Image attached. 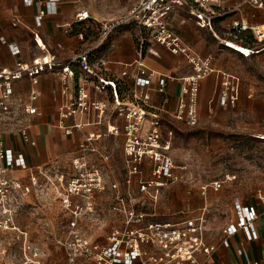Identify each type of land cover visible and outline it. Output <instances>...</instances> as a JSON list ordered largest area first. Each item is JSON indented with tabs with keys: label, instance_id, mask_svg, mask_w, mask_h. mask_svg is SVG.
Segmentation results:
<instances>
[{
	"label": "built area",
	"instance_id": "built-area-1",
	"mask_svg": "<svg viewBox=\"0 0 264 264\" xmlns=\"http://www.w3.org/2000/svg\"><path fill=\"white\" fill-rule=\"evenodd\" d=\"M237 1L236 10L241 12L246 6L263 10L264 0H133L132 5L122 18L111 24L101 25L102 29L93 46L65 59H59L53 53H46L30 63H21L17 67L0 65V233L19 231L16 216L23 204L24 197L36 193L41 195L40 178L46 177L50 169L38 172L30 168L26 156L15 152L6 145V136L16 134L36 145L31 138L32 125L27 119L36 115L35 105L40 93L35 86L45 73L56 74L61 84V98L57 106V127L66 136L82 137L81 150L99 140L105 133L88 131V128L106 126V133L124 136L125 177L123 190L114 195L112 211L120 217V223L111 229L105 242H99L82 232L78 219L94 213L96 192L103 191L106 181L98 168L90 166L85 156L78 157L75 164L80 172L71 176L64 185V175L58 183L63 186L64 207L75 219L69 225L67 234L58 241L63 250L58 264H206L217 251L219 244L207 243V210L196 213H184L178 221H155L145 210L147 201H153V192L163 189L185 178L179 175L180 167L169 154L170 144L163 141L162 117L151 109L150 94L147 92L157 75L143 61V53L149 43L159 44L172 54L186 58L192 73L183 78L182 98L175 112V119L187 127H197L200 123L199 93L201 82L210 76L214 69L211 57H202L177 36L170 25V17L175 9H185L188 13L212 30L217 18L215 7ZM27 7L39 3L44 7L45 15H56L63 0H23ZM36 27L42 26L43 14L36 16ZM91 13L79 9L72 24L64 25L66 33L71 32L74 24H85L92 20ZM12 25L21 23L18 15L11 18ZM122 25L136 28L138 42V60L134 72H122L121 77L133 82L130 87L122 78H104L102 67L90 62L93 52L105 45L112 33ZM232 36L250 31L257 42H264V25L250 26L244 21L232 24ZM83 39V33H78ZM0 43L6 45L13 55L20 52L16 42L0 36ZM230 46V43H226ZM244 57L257 55L264 47H250ZM101 66L104 62L101 61ZM29 80L34 88L19 109H14V84ZM218 101L222 107L236 106L240 97V80L229 73H221ZM166 78L160 77L159 91L164 92ZM95 93L111 94V102L100 100ZM112 107H111V106ZM112 109H111V108ZM111 109L113 114L123 119L118 125L106 118ZM15 113V114H14ZM23 114V118L19 117ZM14 114V115H13ZM15 122L13 125H11ZM264 129V119L262 121ZM264 140V134L258 136ZM79 140V142H80ZM182 169V168H181ZM185 169V168H183ZM223 181L211 183L214 191L224 186ZM264 200V198H263ZM85 209L83 208V203ZM237 221L222 231L223 238H229L239 231L248 233L249 226L259 217L255 205H244L238 196L233 197ZM23 249V264H42L41 253L36 248L28 256L27 245ZM0 255L6 253V247L0 236ZM240 264H264V262H242Z\"/></svg>",
	"mask_w": 264,
	"mask_h": 264
},
{
	"label": "crops",
	"instance_id": "crops-1",
	"mask_svg": "<svg viewBox=\"0 0 264 264\" xmlns=\"http://www.w3.org/2000/svg\"><path fill=\"white\" fill-rule=\"evenodd\" d=\"M132 3L133 0H63L59 5L58 14L49 16L44 14V7L39 3L27 7L23 0H0V36H4L10 42H16L20 48V52L13 55L6 45L0 43V65L14 68L21 63H30L33 59L46 53H53L59 59H65L73 53L83 51L95 44L102 29L101 25L111 24L122 18ZM237 4V1H231L215 7L217 18L213 21L212 30L192 17L185 9H175L170 17V25L177 36L200 56L212 58L214 72L201 82L200 87V120L202 114L208 113L210 116L214 114L216 106L224 109L233 108L220 106L217 92L220 74L229 73L239 78L241 94L242 80L236 73L243 72V65L239 64L238 56L244 59L254 56L259 59L264 58V49L259 54L247 58L236 50L235 45L244 47L248 51L250 47H264V42H257L250 31L239 33L238 38L231 35L232 24L236 21L242 20L250 26L264 25L263 10L246 6L239 12L236 10ZM79 9L88 10L93 19L85 24L72 25L71 32L66 33L63 26L73 23ZM14 14L21 19V23L17 26L12 25L11 22ZM39 14H43V21L42 26L37 28L35 18ZM81 32L84 35L83 39L78 36V33ZM226 43H230V46ZM138 50L136 28L132 25H123L112 33L105 45L91 54L90 62L95 67H102L101 75L104 78H122V72L126 70L134 72L138 60ZM101 61L104 62V66L100 65ZM143 61L149 69L157 74L147 90L150 94L151 109L157 112L162 119L165 117L175 119L174 115L182 98L183 78L192 73L190 65L184 56L172 54L164 46L155 43H149L146 46ZM162 76L166 78L164 92L159 91V80ZM123 81L133 87L131 80L124 78ZM33 88L34 86L29 80H22L14 84V109L21 107V103L27 100ZM35 89L40 93L35 103L38 113L27 119L32 125L31 138L35 140L36 145L32 146L16 134L6 136V145L15 152L23 153L30 168L38 172L42 168L50 169L56 166L63 156L73 150L76 142L79 143L80 139L77 135L66 136L56 125L57 106L61 98V84L58 76L53 73L43 74ZM91 93L100 100L111 102L110 92L95 93L91 89ZM111 109L106 112V118L110 119L112 123L123 124L124 120L117 118ZM19 117L23 118L24 116L19 113L18 117L12 120H17ZM87 130L103 131L106 130V126L88 128ZM210 188L215 193L223 189L216 192L211 183ZM234 196H238L244 205H255L259 211V217L249 226L248 233L239 231L229 238H223L222 233L217 239L210 238V231L207 228V243L219 244V247L206 264L264 262V190H258L255 198L251 201L244 200L239 194H233L230 203L231 219L224 228L237 221L233 203ZM218 206L217 203L216 207ZM202 209H208L207 202L198 208L188 207L180 214L196 213ZM148 214L151 219L155 216L151 213ZM207 216L208 214H206Z\"/></svg>",
	"mask_w": 264,
	"mask_h": 264
},
{
	"label": "rangeland",
	"instance_id": "rangeland-1",
	"mask_svg": "<svg viewBox=\"0 0 264 264\" xmlns=\"http://www.w3.org/2000/svg\"><path fill=\"white\" fill-rule=\"evenodd\" d=\"M237 58L243 72L236 73L242 80L236 106L227 109L216 106L214 114H202L199 126L194 128L172 117L163 119V141L170 144L169 154L180 167L178 174L185 178L153 192V201L145 204V210L155 215L153 220L178 221L180 213L188 207L198 208L207 202V228L210 238L217 239L231 219V196L239 194L251 201L258 190H264V140L258 138L264 134V58ZM102 132L105 135L87 145L86 151L81 150L83 138L80 137V142L62 157L56 169L40 178L41 195L33 193L24 197L15 219L19 231L0 233L6 247V253L0 255V264H23L24 245L28 256L34 248L42 254V264L60 262L63 250L58 241L67 234L75 219L64 207L65 191L58 178L64 175L65 185L71 176L80 172L75 164L78 157L85 156L106 181L104 190L96 192L94 213L77 220L79 228L86 235L105 242L112 227L120 223L112 204L115 193L124 189V136ZM215 180L225 182L218 193L210 188Z\"/></svg>",
	"mask_w": 264,
	"mask_h": 264
},
{
	"label": "bare ground",
	"instance_id": "bare-ground-1",
	"mask_svg": "<svg viewBox=\"0 0 264 264\" xmlns=\"http://www.w3.org/2000/svg\"><path fill=\"white\" fill-rule=\"evenodd\" d=\"M232 47H234V46H232ZM235 48H236V50L240 51L243 55H244L245 53H247V54L249 53V51L246 50L244 47H241V46L235 45Z\"/></svg>",
	"mask_w": 264,
	"mask_h": 264
}]
</instances>
